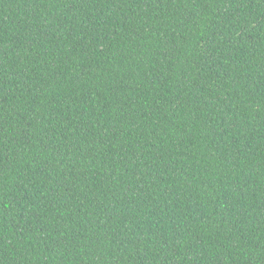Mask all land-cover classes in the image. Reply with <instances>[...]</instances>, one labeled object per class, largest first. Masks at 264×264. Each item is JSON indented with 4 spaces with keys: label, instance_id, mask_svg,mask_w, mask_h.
Here are the masks:
<instances>
[{
    "label": "trees",
    "instance_id": "1",
    "mask_svg": "<svg viewBox=\"0 0 264 264\" xmlns=\"http://www.w3.org/2000/svg\"><path fill=\"white\" fill-rule=\"evenodd\" d=\"M0 264H264V0H0Z\"/></svg>",
    "mask_w": 264,
    "mask_h": 264
}]
</instances>
